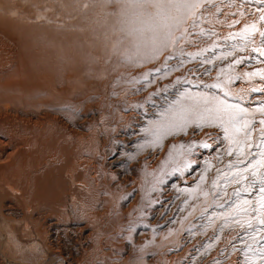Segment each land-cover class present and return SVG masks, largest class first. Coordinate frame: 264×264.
<instances>
[{
    "label": "bare ground",
    "instance_id": "1",
    "mask_svg": "<svg viewBox=\"0 0 264 264\" xmlns=\"http://www.w3.org/2000/svg\"><path fill=\"white\" fill-rule=\"evenodd\" d=\"M242 3H231L228 7L227 3L219 5L218 2L215 9H211L212 11L209 12V8H206L203 14L207 16L209 25L212 24L215 27L231 25L234 22L232 20L234 14L238 22L242 23L241 33L244 32L246 25H255V31L249 29L251 35L247 40L251 42V46L260 48L264 45V40L263 42L258 40L259 33L264 32V20L259 23L255 18L252 21V17L255 16L251 12H243V9L255 8L256 13L257 10L263 12L264 0H247L244 4ZM184 12L187 11L185 9L178 10L173 5H162L156 10L146 11V18L154 20V26L151 28L154 31L153 34H148L151 32L148 30L150 28H146V31H144L145 28L144 30L141 28L142 31L139 29L138 35H131L114 42L103 43L100 38H95L90 41L84 40L86 44L58 43L52 37L53 34L50 35V32H48L50 36L47 34L42 37H25L19 34L18 37H15L16 45L29 47V52L33 54L35 50L41 51L45 57L39 61L37 67L34 66L35 68L29 67V63L23 59L22 65L19 64L20 67H17L18 71L14 70L16 64L13 68L14 72L12 74L8 72L9 75L0 80V206L9 200L8 215L22 217V220L18 222L20 226L18 229L15 226L4 230L0 229V264H5V261L12 264H51L57 256L60 257L61 264H96L97 262L93 263L94 261L91 260H96L98 257L104 259L103 264H175V261L179 263L184 261L192 248L196 246L197 241L192 243L189 239L182 242V236L193 232L190 230L195 227L191 222L190 224L185 222V217L179 223L175 222L177 229L158 233L156 232L158 230L155 231L158 221L148 222L147 217L151 214H146L145 210H148L147 207H150V211L156 210L163 196L169 200L168 191L161 184L163 181H160L167 174H173L174 171L180 176L179 182L183 187L192 186L194 180L187 175V172L192 165L198 162V159L204 158L205 151L208 155L212 150H217V147H224L223 145L228 147L232 144L234 147L232 152L237 151V160L244 162L248 157L246 145L253 140L251 134L253 124L258 123L259 127H262L260 121L264 120V117L259 116L249 120L251 125H249V130L245 129V131L250 133V138L247 143L240 145L243 147V155H241L239 148L225 138L223 128L218 124H215L216 128H212L209 124L197 127L198 113L206 107L215 108L218 100H224L228 104L239 105L247 109L249 117L253 116V113L258 115L257 111L264 108V91H253V89H264V79H262L264 57L259 52L250 54L246 51L241 52L240 49L244 46L243 39H241L242 44L239 43L240 39L235 41L229 39V42L222 44L223 39L221 40L220 37L218 39L215 36L213 40L201 42L199 45V51L203 47L206 48L205 51H207V47H218V57L215 60L211 58L199 60V77L188 73L187 68L184 71L181 69L168 71V65L161 58L160 69L166 70V72H157L153 82L148 83L145 90H138L135 96L130 94L127 88L120 98L121 104L117 107L113 106L112 108L110 99L108 101L111 102V107L108 103L107 105L111 109L107 110L105 108L107 105L104 104V106L106 105L104 107L103 103L98 100H93L94 104H90V99L80 98L77 95L75 98L72 97L73 99L64 98L66 101H61L60 98L69 95L70 92L76 94L81 90L85 91H81L82 93L96 91L101 95H107L108 84L116 82V79L109 80L113 77L114 72L119 71L117 73H120L130 68L143 67L157 56H161L158 55L161 52L158 54L155 52L159 47V37L165 36L166 38L170 28L183 23L181 21ZM219 15L222 17L219 18ZM155 31H161V34L158 35L160 32L157 34ZM12 41L14 43V38ZM93 42L98 45L92 47ZM203 44L205 46H202ZM245 45H248L247 41ZM227 46L232 51V55H229L231 56L230 60L223 57L227 55L225 54ZM23 52L25 51L23 50ZM117 52L119 54L123 52L126 55H122L124 57L120 58L118 54L119 58L116 59L117 56L114 55ZM241 57L244 58L243 62L236 64L235 60ZM110 58L112 60L107 61ZM221 58H225V61L219 62ZM250 59L257 63L256 66L250 62ZM2 64L6 65L7 63L4 64L2 61ZM230 64L231 67H229ZM24 71L33 73H29L28 77L24 76L25 74L19 75ZM179 73H183V75L180 74L182 77L179 76L178 79H175V75ZM246 73H257V75L249 78L245 75ZM207 74H210L209 77ZM143 76L149 80L151 74L147 71ZM235 77H241V79H235ZM106 79L109 83L106 82ZM119 80L124 81L125 79ZM177 83L189 86V88L199 87V90H202V92L199 91L198 100L182 105L185 117L195 124V129L190 131L185 127L183 130L169 131L170 129L167 130V127H162L160 124L149 127L150 129L155 127V130L153 128L154 134L151 132L152 129L148 128L152 140L147 142L145 148H139L138 154L129 156L131 160L128 166L129 171L127 174L124 173L118 181L117 175L109 173L105 167L107 156L111 152L112 155L116 154L117 158L113 159L111 164H116L118 158L126 159L128 157L126 153L118 154L116 152L115 147L118 139L121 138L113 135L111 139V135H116L118 130L123 133L128 132L126 129L132 121V113L140 108L138 104L140 106L143 100H147L151 92L166 93L170 87ZM217 83L222 87H209V85ZM225 91L229 93L228 96L224 95ZM29 94L34 96L36 94L39 98L33 104V112H24L19 109V106L28 100L26 98L29 97ZM126 97L129 98L126 99ZM67 104L72 108L83 109L84 113L80 115V112L77 113L74 109L76 113L66 111L67 113L64 115L65 111L60 114L59 111L54 110V106L63 105L65 107ZM141 106L144 109L147 103ZM47 107L48 109L51 107V111H49L50 109L46 110ZM68 108L66 107L67 110H69ZM37 110H44L45 113L40 114ZM90 113L94 114L90 116ZM172 113L170 111V114ZM244 119L248 120L249 118L247 116ZM145 120L143 121L145 122ZM159 126L162 128L160 129ZM138 130L139 128H134L131 131L134 135ZM142 130L140 131L142 132ZM137 137L133 136V139ZM237 138L242 140L243 132ZM202 142H206L210 147H203ZM105 146L109 152L104 149ZM99 159H103V164ZM207 172L204 170L200 173V185H197L191 192L198 191L203 183L205 184ZM170 178L172 179V177ZM69 180L81 182L85 188L78 207L69 202L70 197L71 199L76 198V193L70 187ZM153 190H156L155 194L152 193ZM134 192H143V196L140 201V210H136L132 214L129 210H123L120 204L124 197L126 198ZM210 201L213 205L216 203L214 198H210ZM198 205L197 203L191 209H195ZM106 206L107 209H102ZM110 206L113 209H110ZM162 206L163 210H158L160 216L165 213L167 207L166 204ZM194 211L191 210L189 213L192 214ZM241 216L243 217V215ZM142 218H146V220ZM167 218L166 216V220ZM5 220L13 221L12 219ZM42 220L43 222H41ZM44 225L48 226L49 230L46 231L47 228L45 229ZM141 225H146L155 232L150 230L152 233L149 232L150 234L145 235V238L141 239L140 237L135 240L133 233ZM190 225V229H186ZM231 225L236 229L239 222L231 220ZM109 229L110 231L113 229L115 233L108 238ZM15 232L18 235H15ZM68 232L72 233L76 239L75 243L77 242L79 245L75 254L64 253L61 247V241H65ZM146 236L149 238L146 239ZM142 237L144 236L142 235ZM200 237L201 231H199V247H197L199 251H202L200 252L202 256L206 255V264H219L220 255L223 258L228 256L227 250L215 249V244L221 240L225 241L226 238L215 240L214 245L204 248L200 244ZM18 239L20 240L18 241ZM38 241L41 245L36 243ZM80 255L82 260L79 259ZM234 256L230 258V264H236ZM99 263L101 264L100 261Z\"/></svg>",
    "mask_w": 264,
    "mask_h": 264
},
{
    "label": "rangeland",
    "instance_id": "2",
    "mask_svg": "<svg viewBox=\"0 0 264 264\" xmlns=\"http://www.w3.org/2000/svg\"><path fill=\"white\" fill-rule=\"evenodd\" d=\"M246 1L247 0H202V6L199 9L195 10L194 15L188 12H184L183 19L181 21L183 23L178 24L176 27L170 28V30L167 31L166 38L165 36L162 38L159 37V39L157 38L159 42V47L156 49L157 51L155 52L156 54L161 52L160 54H158L161 56H157L155 59L151 60L152 62L150 61L146 63V65L143 67L130 68L120 73H117L119 71L114 72L113 77L109 79L110 81L116 79V82L114 84L113 82L109 83L107 79V81L104 80L109 83L108 90L111 91L106 92L107 95H101V93L96 91L93 93L91 92V94L89 91H86V93H82L81 91L83 90H75L78 91L76 92V94H71V92L69 93L70 96L72 95L71 97L69 95H65L67 97L62 96L63 98L60 97L61 101H66L64 98H67L68 100L72 97L75 98L79 96L80 98H84L87 100L90 99V104L94 102L93 100H98L103 103V106L104 104L107 105L108 103V105L111 107L112 102V108L113 106L117 107L121 104L120 98L123 96V92L127 88L129 90V93L135 96L138 90H145L147 85H149L148 83L153 82V78L156 77L157 72H166V70L162 71L160 69V64L162 63L160 61L161 58L162 61H164V63L168 65V71H170L171 69L173 71H175V69H181L184 71V69L187 68L188 73L192 74L193 76L199 77V60H201L202 58H211L212 60H215V58L218 57V47H207V51H210L207 52L205 51L206 48L204 47L202 50L199 51V45L201 44V42L204 43L213 40L215 36H217L218 39L219 37L221 40L223 39L222 41L220 40L222 44H224V42H229V39H232V41L240 39V44L244 42L243 48L245 50L243 51L249 52L250 54L251 52H253L252 48L254 46H251V42H248L249 40L243 39L244 41L242 42V37L240 35V26H242V23L240 21L238 22L234 14L232 16V20L234 22L236 21V23L232 22L231 25L228 24L230 26L226 24L221 27H215L212 24L209 25V23L207 22V16L203 14V12L206 11V8H209V12L212 11L211 9H215L218 6V2L219 5L220 3H227V6L230 7L231 3L243 2L242 4H244ZM161 6L162 5H159L156 0H0V57L2 58L0 60V80L4 79L7 75H9L7 74L8 72H11L12 74L14 70L18 71L17 67H20V65H22L21 63L23 62V59L29 63V67H37L39 61L45 57L44 54H41V51L39 52L38 50H35V53L33 54L29 52V47H19L18 45H16L15 37H18L19 34L25 37H42L44 35L47 36L48 32H50V35L53 34L52 37H54L55 41H57L58 43L70 44L71 42L74 45L86 44L84 40L87 39L88 41H90L92 39L94 40L95 38H100L103 43L114 42L119 39H125L131 35H138L139 31H142V29L144 30V28V31H146V28H150L148 30L151 32H148V34H153L154 31H152L151 28L154 26V20L149 17L146 18V11H151L154 9L156 10ZM243 10V12H251V14L255 16L252 17V21H254L255 18L256 21H258L259 23L262 21L261 17L264 16V11L260 12L257 10V13L260 12L257 14L256 11H254L255 8H250V10H246L244 8ZM261 13L263 14L261 15ZM221 17L222 16L219 15V18ZM234 28L235 30H233ZM211 30L214 31L212 32ZM156 33H159L158 35H160L161 31H157ZM13 38L14 43L12 41ZM258 38L260 42H263L264 39H262L260 35ZM246 41L248 45H245ZM97 45L98 43L95 44L94 42L91 44L92 47H95ZM202 46L205 45L203 44ZM23 50L25 52H23ZM225 50V54H228L229 52L232 53L231 48H229V46H227ZM118 54L119 53L117 52V54L114 56L116 57ZM120 55L125 56L126 54L122 52V54L118 55L120 58H123L124 56L121 57ZM118 56L116 57V59L119 58ZM223 57H226L228 58V60H230L229 58L231 56L225 55ZM111 60V58L109 60L107 59V61ZM222 60L224 62L225 58H221L219 62H222ZM250 60V62L256 66L257 63L252 59ZM2 61L4 64H7L3 65ZM8 65L10 66L8 67ZM14 67L15 69L13 70ZM147 71L151 74L149 80H147L146 77L143 76V74H145V72ZM20 73L19 75L25 74L24 76L28 77L33 72L24 71L21 74ZM180 74L183 75V73H179L178 75H175V79H178L179 76L182 77V75ZM209 75L210 74H207V77H209ZM119 79L125 80L123 81ZM199 91L202 92V90H199V87L189 88V86H182L181 84L177 83L173 87H170L166 93L151 92V94L153 95L150 94L147 100L145 99L143 100V102H141V105H145L147 103V106L142 109V106H139L138 104V107L140 108H137V110L132 113V121L128 126L129 129H126V131L128 132L123 133L120 132L121 130H118L116 132V135H111V139L113 138V135L114 137L117 136L121 139L124 138L123 140L118 139V143L115 147V150L118 154L126 153L128 158H118L116 164H111V161L117 158L116 154L112 155L111 152L110 155L107 156V163L105 164V167L109 171V173L117 175V178L119 179L118 181H120L124 173L127 174V172L129 171L128 166L130 165L129 161H131L129 156H134L138 154L140 149L145 148L147 142L149 143L152 140V137L149 134V127L156 126V124H160L162 125V127H167V130L170 129L169 131H177L180 130L183 125H186V128H189L190 131L194 130L195 124L190 121L188 117H185V111L184 109H182V105L186 102L198 100ZM101 96L104 97H102V99L104 100H102L103 102L101 101ZM149 97H151L152 99H149ZM38 98L39 97L36 94L35 96L29 94V97L26 98L28 100L26 102H23L24 105L21 104L23 107L19 106V109L23 110L24 112H33V104L37 102ZM128 98L129 97H126V99ZM109 99L111 100V102H109ZM108 105L106 107L104 106L105 108H107V110L111 109ZM70 106L71 105L67 104V106L65 105V107L63 105H60L59 107L57 106L59 109L56 106H54L55 108H53L56 112L59 111L58 113L60 114L62 112L64 113L65 111L64 115H66V111H71L70 113H76L75 110L77 111V113L80 112V115L84 113L83 109L79 110ZM66 107H69V110H67ZM49 109L47 107L46 110L51 111L52 108L50 107ZM170 111L173 112V116H171L172 114H170ZM260 111L261 110L257 111L258 115L253 113V116L251 115L250 117L246 114L249 118L248 120L246 119V121L253 120V118H258L259 116L264 117V112L261 111L263 113L262 114ZM38 112L40 114L45 113L44 110H39ZM93 114L94 113H90L89 115L92 116ZM180 117L181 119L183 118V120H181ZM144 119H146L145 122L143 121ZM172 121L174 124L172 123ZM138 125L140 126L138 127ZM262 125V127H259L260 125L258 123L253 124V130L251 132L253 140L251 141V143L246 145L247 152L249 154L247 153L248 157H246L244 162H241L236 159L237 151L231 152V154H229L230 148L234 150L232 144L228 147H226V145H223L224 147H217V150H212V152H210V154L208 155L205 151V153L203 154L204 158L198 159V162L190 167V173L188 171L187 175L192 177V180H194V186L192 185L183 187V185L179 182L180 176L174 173V171L173 174L169 173L164 176V179L160 180L163 181L162 183L159 181V184H163L165 186L164 188L167 189L170 198L168 200L165 196H163L162 200L160 201V204L157 205L156 210L154 209L150 211V207H147L146 209L148 210H145L147 211L145 212L146 214H151L147 217L148 222L151 223L154 220L158 221L155 231L158 230L156 232L166 233L168 230L177 229L175 222L176 224L179 223V221L184 219V217L185 222H187L188 224H190L191 222L193 226H195L193 227L194 229L192 228L190 230V232H193L182 236V242H185L190 239L192 243H195L197 241L196 246H194L186 256V258L188 257V259L185 258L184 261H182L183 263L175 261V264H199L200 262H202L200 264L207 263L206 255L202 256L200 254V252L202 251H199L198 248L199 231H201L200 244L204 248H206L208 245H214L215 240L218 241L220 239L226 238L225 241L221 240L220 242L215 244L216 250H227L228 255L225 256L226 258H223L220 255L219 264H230V258H232L233 255H235L234 257H236V264H264V225H261L259 223V219H264V208H261L258 202L260 197V193L258 191L260 187L259 180L262 176H264V166H262L264 165V159H262L260 156L261 151H264V145H262V140H264V137H262L261 135V130L264 129V124ZM211 126L212 128H216L215 124H211ZM162 127L159 126L160 129ZM249 127L247 128V130H249ZM134 128H139V132L136 131L133 135L131 130H133ZM153 128L155 130V127ZM153 128L151 129L153 130ZM184 128L185 127H183V129ZM141 129H143L144 131L142 130L141 132ZM156 129L158 128L156 127ZM152 130V133L155 132L154 130ZM144 132H146L147 134ZM126 136L127 138H125ZM133 136L138 137L133 139ZM142 144L145 146L143 147ZM104 149L108 151L107 146H105ZM99 160L100 163L103 164V159ZM204 170L206 172L208 171L205 184L203 183V186L199 188L198 191L191 192V190H194L197 185H200V173H202V171ZM254 171L256 172L255 177L252 175ZM169 176L172 177V179ZM69 183H71L70 187L72 188L73 192L76 193V198L71 199L70 197L69 202L71 205L73 204L78 207L85 188L81 184V182H73L69 180ZM245 189H247V191H245ZM155 192L156 190L152 191L153 194H155ZM142 193L143 192H134L128 197H124L120 204L122 206V209L127 211L129 210L132 214H134L136 210H140V201L143 196ZM210 198H214L216 202L214 205L210 201ZM245 201H248L249 203H245ZM197 203L199 205L195 209H191V207L195 206ZM8 204L10 205L9 200H7L0 206V210H2L0 212L1 230H4L10 226H15L16 229H18V227H20L18 225V222L22 220L21 216L12 215L13 217H10L8 215ZM165 204L167 206L165 208V213L160 216L158 214V210H160L163 207L162 205ZM111 207L112 206H110L109 208L113 209ZM253 208L257 210L253 211ZM102 209H107V206L106 208L104 207ZM191 210L195 211L191 214L189 213V211L191 212ZM241 215H243V217ZM166 216L168 217L167 220ZM5 219H12L13 221ZM143 220H146V218ZM231 220L239 222V226L236 229H234V226L231 225ZM41 222H43V220ZM249 224H251L252 226L249 227ZM191 225L188 226L189 228L187 227L186 229L189 230ZM44 227L45 229L47 228L46 231L49 230L48 226L44 225ZM150 230L152 232L154 231L146 225H141L133 233V238L135 240L139 239L140 237L141 239L145 238V235L152 233ZM108 231V238L109 236L115 233L113 229H111V231L109 229ZM68 233L69 234H67V238L65 239V241H61V247L64 253L67 252L75 254V250L79 248V245L77 244V242L75 243L76 239L74 236H72V233ZM15 235H18L17 232H15ZM142 235L144 237H142ZM11 237H13V235H11ZM17 238L19 237L17 236ZM148 238L149 236H146V239ZM210 238L213 239V241H211ZM19 240L20 239H18V241ZM36 243L38 245H41L39 241ZM218 244L220 245L218 246ZM56 258L52 261L51 264H61L62 261H60V257L57 256ZM79 259L82 260V256ZM91 261H94L93 263L97 262L96 264H100V261L101 264H103L104 259L98 257L96 260ZM4 263L12 264L6 261Z\"/></svg>",
    "mask_w": 264,
    "mask_h": 264
},
{
    "label": "snow or ice",
    "instance_id": "3",
    "mask_svg": "<svg viewBox=\"0 0 264 264\" xmlns=\"http://www.w3.org/2000/svg\"><path fill=\"white\" fill-rule=\"evenodd\" d=\"M156 2L159 5H173L178 10L185 9L188 13H191L193 15L195 13V10L199 9L202 6V0H156ZM261 19L264 20V16H262ZM249 29L255 31V25L245 26L244 32L240 34L242 39H249L251 35ZM259 35L262 39H264V32H260ZM240 50L243 51L244 49L241 48ZM253 52H259L261 56H264V45H262V47L260 48H254ZM227 55H232V53L229 52ZM243 59L244 58L241 57L235 60V63L240 64L243 62ZM229 67H231V64L229 65ZM245 75L250 78L254 75H257V73H246ZM235 79H241V77H235ZM262 79H264V74H262ZM209 87L220 88L222 87V85L217 83L209 85ZM257 90L264 91V89H253V91ZM224 95L228 96L229 93L225 91ZM240 99H243V97H240ZM261 111L264 112V108H262ZM246 114L247 109L240 107L239 105L228 104L224 100H218L217 106L215 108L206 107L202 112L198 113L197 127H203L205 124H218L219 127L223 128L225 138L229 139L233 144H235L239 148L240 154L243 155V147H240V145L247 143L248 139L250 138V133L245 131V129H247L251 123L244 119V116ZM260 123L264 124V120H261ZM183 127H186V125H183L181 127V130H183ZM241 132H243L242 140L237 138ZM261 135L262 137H264V129L261 130ZM262 145H264V140H262ZM202 146L205 148L210 147V145L206 142H202ZM232 151L233 149H229V154H231ZM260 156L262 159H264V151H261ZM252 175L255 177L256 172L254 171ZM259 184L260 187L258 191L260 193V197L258 202L260 204V207L264 208V176L260 178ZM245 191H247V189H245ZM245 203L249 202L245 201ZM256 210L257 209L253 208V211ZM259 223L261 225H264V219H259ZM251 226L252 225L249 224V227Z\"/></svg>",
    "mask_w": 264,
    "mask_h": 264
}]
</instances>
